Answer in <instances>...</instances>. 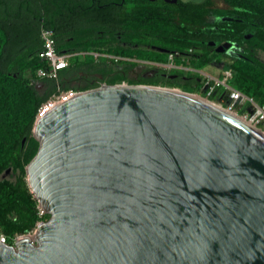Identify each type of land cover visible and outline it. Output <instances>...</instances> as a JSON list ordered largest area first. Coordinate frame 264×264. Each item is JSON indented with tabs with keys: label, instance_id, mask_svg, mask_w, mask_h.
Segmentation results:
<instances>
[{
	"label": "water",
	"instance_id": "1",
	"mask_svg": "<svg viewBox=\"0 0 264 264\" xmlns=\"http://www.w3.org/2000/svg\"><path fill=\"white\" fill-rule=\"evenodd\" d=\"M32 136L27 185L49 218L33 241L0 242V264H264V137L239 117L109 85L60 104Z\"/></svg>",
	"mask_w": 264,
	"mask_h": 264
},
{
	"label": "trees",
	"instance_id": "2",
	"mask_svg": "<svg viewBox=\"0 0 264 264\" xmlns=\"http://www.w3.org/2000/svg\"><path fill=\"white\" fill-rule=\"evenodd\" d=\"M223 1L229 6L228 12L232 19L208 21L207 17L214 12L212 0H203L200 3L178 0L174 5L152 6L149 13L134 10V7H140L138 4L128 5L129 10L121 20L99 21L103 27L119 35L149 29L162 35L167 43L175 46L174 49L154 51L149 56H142L123 46L91 49L86 44L94 37L90 33L84 35L79 32L73 37H68L65 33L57 34L56 29H65L68 22H56L49 15L54 0H0V174L11 166L21 174L16 183L0 181V228L8 240L28 232L37 220L49 218L45 214L38 215V203L27 185L25 172L39 146L32 136L37 109L56 90V85L51 80L42 81L44 86L47 82L49 86L43 94H39L34 86L29 85L28 74L44 67L38 57L42 50L41 31H52L55 48L59 53H68L74 48L73 50L78 52L158 63L166 62L169 51L185 54L195 47H200L202 52L182 63L183 66L199 70L213 60L224 62L226 69L233 72L231 85L257 104H264L263 69L250 65L249 57L222 60L218 53H214L212 48L205 45L209 42L225 41L238 42L241 45L245 34L264 41V0ZM70 38L71 43H68ZM92 54L83 62L79 59L73 60L71 68L66 69L76 73L84 67L97 66ZM175 64L179 65L181 61L176 60ZM129 66H126L127 70ZM62 71L58 76L62 90L73 89L67 85V74ZM159 72L151 79H138L130 84L158 86L163 83L174 86L182 82L181 87L189 93H198L201 88L202 83L195 73H176L175 79H163L162 74L165 71ZM125 79L123 75L110 76L105 79V83L114 85L122 83ZM98 86L82 87L80 91Z\"/></svg>",
	"mask_w": 264,
	"mask_h": 264
},
{
	"label": "built area",
	"instance_id": "3",
	"mask_svg": "<svg viewBox=\"0 0 264 264\" xmlns=\"http://www.w3.org/2000/svg\"><path fill=\"white\" fill-rule=\"evenodd\" d=\"M42 50L39 52L38 57L43 62L44 67L37 69L33 74H28L29 85L34 86L39 94L45 92V86L42 81L51 80L56 85V90L51 93L38 107L34 124L49 112L54 110L62 103L69 101L76 97L80 91L74 89L62 90L59 84V72L66 69L69 66L70 55L66 52H57L55 48V40L52 31L43 29L41 31ZM197 53L190 50L187 53H180L169 51L167 52L166 62H148L137 61L139 66L154 68L163 70L169 73L171 70H186L191 73L197 74L202 85L198 91V95H204V99L209 100V95L217 93L219 98L214 99L217 105L221 106L229 114L239 117L248 126L264 135V104H257L252 98L245 95L238 89L231 85L233 78V72L231 69H225L220 76L210 75L201 69L194 70L189 67L184 68L182 63L188 62ZM95 61L101 58L99 54H92ZM181 61V64L176 65L175 61ZM114 85L128 86L134 85L127 82H122ZM109 86L107 83H102L95 88H103ZM197 95V94H196ZM39 216H42L44 212L41 210L38 204ZM43 222V221H41ZM39 222L37 226L41 223ZM36 226V227H37ZM35 234V232H34ZM22 236L15 235L11 239H7L6 236L0 235V242L3 244L14 246ZM13 244V245H12Z\"/></svg>",
	"mask_w": 264,
	"mask_h": 264
},
{
	"label": "flooded vegetation",
	"instance_id": "4",
	"mask_svg": "<svg viewBox=\"0 0 264 264\" xmlns=\"http://www.w3.org/2000/svg\"><path fill=\"white\" fill-rule=\"evenodd\" d=\"M170 1L171 0H54L49 9V15L52 16L56 22H68L65 29H56L57 34L65 33L66 36L73 37L75 34L81 32L84 35H88L90 33L91 36H93L96 28H99L98 33L113 32L99 24V21L121 20L124 14L129 10L128 5L138 4L140 7H134V10L149 13L152 6L162 7L174 5L178 0L175 2ZM141 6L144 8L143 10ZM162 11H164V9ZM44 12L45 11H43V14L46 15ZM79 28L81 29L79 30ZM68 43H71V38ZM215 43H217L218 46L210 48L213 49L214 53H218L221 58H243V55L238 52L241 50V46L238 42L225 41L223 43ZM224 44H227L228 48L220 49L221 51L218 52L217 48ZM73 49L74 48H71L68 52L71 57L67 69L71 68V62L73 60H82V58L83 60H86L87 56L92 54L90 52L74 51ZM99 55H101V58L95 61L97 65L99 64V67L88 66L84 67L83 70L76 72L74 77L71 79L73 84L81 87L93 86L97 84L100 85L105 83V79H107V77H119L120 75L126 77L123 82L130 83L131 81H137L138 79L143 78L151 79L160 73L158 69L143 67L137 64V61L147 60L118 57L106 54ZM126 66H129L128 70ZM162 76L163 79L176 78V74L166 72L162 74Z\"/></svg>",
	"mask_w": 264,
	"mask_h": 264
},
{
	"label": "rangeland",
	"instance_id": "5",
	"mask_svg": "<svg viewBox=\"0 0 264 264\" xmlns=\"http://www.w3.org/2000/svg\"><path fill=\"white\" fill-rule=\"evenodd\" d=\"M181 1L191 2V3H200L203 0H181ZM212 9L214 10V12L209 14V16L207 17L208 21H217L220 19L229 20L233 18L231 14L228 12L229 6L223 0H212ZM98 30L99 28H96L94 31L93 39L86 42V44H88L91 49L92 48L106 49L109 47L123 46V47L128 48L129 50H132L135 53H138L139 55L149 56L154 51H164V50L174 49L175 47L167 43L162 35H159L158 33L153 32L152 30H149V29H146V30L141 29L140 31L124 33L122 35L121 34L119 35L113 32L98 33ZM240 46H241V50H239L238 52L243 55V58L249 57L251 61L250 65L260 67L264 71V41L258 38H252L250 34H245L241 41ZM193 51L196 53H200L202 52V49L199 47H195L193 48ZM222 60H225V58L223 57ZM80 61L83 62L86 60H83L82 58V60ZM184 68H187V67L184 66ZM226 68L227 67L225 66L224 62H217L213 60L208 65H205L203 68H201V70L213 76H220ZM169 73L171 74L182 73L183 75H188L189 72L182 69V70H171ZM181 85H182V82H179L174 86L162 83L154 87L169 89L172 91L190 94L194 96L197 94L196 96H199L198 93H189L188 91L184 90L181 87ZM199 97L205 98L204 95H200ZM208 98H209L208 100L209 102L216 104L215 102H213V100L214 99L217 100L219 98V95L215 93V94L209 95ZM20 176L21 174L19 170L16 169L14 166H11L0 174V181L7 180L12 183H16ZM26 181H27V176H26ZM37 209H38V206H37ZM38 215H39V210H38ZM45 215L49 217V215L47 214ZM47 219L48 218L37 220L35 225L28 232H26L25 234H19L17 236L19 237L20 236H33L36 230L37 224L41 221H46ZM0 235H4L2 233L1 228H0Z\"/></svg>",
	"mask_w": 264,
	"mask_h": 264
},
{
	"label": "crops",
	"instance_id": "6",
	"mask_svg": "<svg viewBox=\"0 0 264 264\" xmlns=\"http://www.w3.org/2000/svg\"><path fill=\"white\" fill-rule=\"evenodd\" d=\"M79 60H81V59H79ZM62 72H65L67 74V77H66V83H67V85L71 86L76 91H80L82 87L73 84L72 83V80H71L74 77L75 72L74 71H68L67 69H65V71H62ZM68 79H70V80H68ZM52 85H53V83H52ZM47 88H49L48 82L46 83V86H45V89H47ZM53 88L55 89L54 85H53ZM60 88L62 89L61 85H60Z\"/></svg>",
	"mask_w": 264,
	"mask_h": 264
},
{
	"label": "bare ground",
	"instance_id": "7",
	"mask_svg": "<svg viewBox=\"0 0 264 264\" xmlns=\"http://www.w3.org/2000/svg\"><path fill=\"white\" fill-rule=\"evenodd\" d=\"M176 92V91H175ZM178 93H181V92H178ZM185 94V93H184ZM186 95H188V96H190V97H194V98H197V99H200V100H203V101H205V102H207V103H209V104H211V105H213L214 107H216V108H218L219 110H221V111H223V112H226V113H228L226 110H224L221 106H219V105H216V104H213L212 102H209L208 100H206V99H204V98H202V97H199V96H194V95H190V94H186ZM243 121V120H242ZM244 122V121H243ZM245 123V122H244ZM245 124H247V123H245ZM250 127V126H249ZM251 128V127H250ZM251 129H253V128H251ZM254 130V129H253ZM254 131H256V130H254ZM257 133H259L261 136H263L264 137V135L263 134H261L260 132H258V131H256ZM23 238H29L31 241H33L34 240V235L33 236H22L20 239H23Z\"/></svg>",
	"mask_w": 264,
	"mask_h": 264
}]
</instances>
